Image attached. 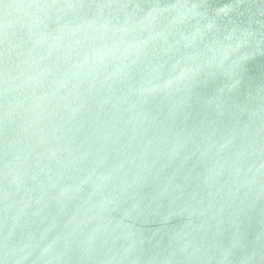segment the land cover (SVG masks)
I'll return each mask as SVG.
<instances>
[{"label":"water","instance_id":"water-1","mask_svg":"<svg viewBox=\"0 0 264 264\" xmlns=\"http://www.w3.org/2000/svg\"><path fill=\"white\" fill-rule=\"evenodd\" d=\"M0 264H264V0H0Z\"/></svg>","mask_w":264,"mask_h":264}]
</instances>
